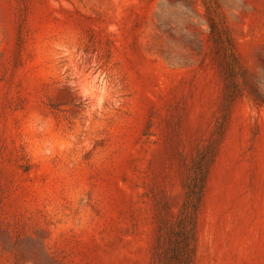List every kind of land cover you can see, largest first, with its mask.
<instances>
[{
	"label": "rangeland",
	"instance_id": "1",
	"mask_svg": "<svg viewBox=\"0 0 264 264\" xmlns=\"http://www.w3.org/2000/svg\"><path fill=\"white\" fill-rule=\"evenodd\" d=\"M0 264H264V0H0Z\"/></svg>",
	"mask_w": 264,
	"mask_h": 264
},
{
	"label": "trees",
	"instance_id": "2",
	"mask_svg": "<svg viewBox=\"0 0 264 264\" xmlns=\"http://www.w3.org/2000/svg\"><path fill=\"white\" fill-rule=\"evenodd\" d=\"M211 30H212L213 33H216V34H217V27H216V24H213V25L211 26ZM195 195L198 196V197H201L199 191H198L197 193H195ZM196 208H197V204L194 202V203L191 205V211H192V210H196Z\"/></svg>",
	"mask_w": 264,
	"mask_h": 264
}]
</instances>
